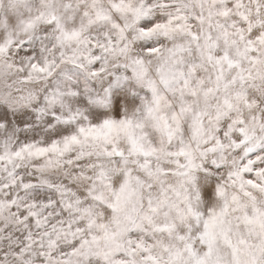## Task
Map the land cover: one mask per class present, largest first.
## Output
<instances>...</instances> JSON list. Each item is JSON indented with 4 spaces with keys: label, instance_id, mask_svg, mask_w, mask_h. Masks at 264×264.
<instances>
[{
    "label": "clouds",
    "instance_id": "1",
    "mask_svg": "<svg viewBox=\"0 0 264 264\" xmlns=\"http://www.w3.org/2000/svg\"><path fill=\"white\" fill-rule=\"evenodd\" d=\"M5 113L0 264H264V0H0Z\"/></svg>",
    "mask_w": 264,
    "mask_h": 264
},
{
    "label": "snow or ice",
    "instance_id": "2",
    "mask_svg": "<svg viewBox=\"0 0 264 264\" xmlns=\"http://www.w3.org/2000/svg\"><path fill=\"white\" fill-rule=\"evenodd\" d=\"M7 118V114H3L2 116H0V119H6ZM251 183V181H249Z\"/></svg>",
    "mask_w": 264,
    "mask_h": 264
}]
</instances>
